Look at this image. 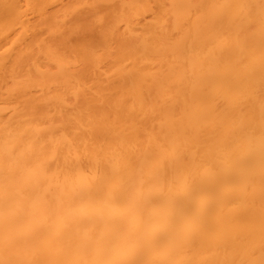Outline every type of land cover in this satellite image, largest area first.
<instances>
[{"label": "bare ground", "instance_id": "bare-ground-1", "mask_svg": "<svg viewBox=\"0 0 264 264\" xmlns=\"http://www.w3.org/2000/svg\"><path fill=\"white\" fill-rule=\"evenodd\" d=\"M0 264H264V0H0Z\"/></svg>", "mask_w": 264, "mask_h": 264}]
</instances>
